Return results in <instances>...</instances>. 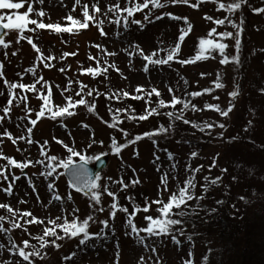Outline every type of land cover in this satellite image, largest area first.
Wrapping results in <instances>:
<instances>
[{"label": "rangeland", "instance_id": "1", "mask_svg": "<svg viewBox=\"0 0 264 264\" xmlns=\"http://www.w3.org/2000/svg\"><path fill=\"white\" fill-rule=\"evenodd\" d=\"M95 2L96 0H81V5L87 3L91 13V6ZM107 2L115 3L116 0H107ZM138 2L142 3L143 0ZM105 3L106 0H99L101 13L97 14V19L103 20L102 28L107 35H101L100 28L91 22L88 29H79L78 26L71 25L70 21H66L65 17L68 14L83 20L81 6H76L75 11H72L74 0H44L43 5L38 2L33 3L34 11L43 8L47 13L41 18L43 22L58 23L62 27L73 28L71 33H63V37L52 34L50 29L37 30L35 33L25 31L24 35L32 37L33 43L41 49L44 57L51 55L55 58L45 61L51 65L49 68H45L44 64L37 60L39 54L26 40L16 43L17 33L14 31H10L6 37L10 47L3 49L0 46V63L3 64V77H0V92H3V95H0V115H4L2 109L9 99L4 79L9 82L30 84L36 79L26 71L30 67L36 68L37 75L43 78L37 84V89L46 94L48 88L43 86L45 81L50 87L52 97L49 106L52 110L65 105L66 101L62 98L61 92L64 97L70 96L73 100H79L81 97L76 96L75 93L80 90V85L87 86L83 90L85 93L89 88L93 90V96L84 98L96 106L93 113L87 112L84 106H78L72 109L77 115L52 120L51 111L47 109L45 117L36 115L43 106V101L35 93H24L28 97L26 104L20 102L17 106V101H13L10 113L0 123V166H4L8 176L7 180H0V203L9 204L21 212L31 211L34 217L43 220L44 223L25 224L24 221L31 220L32 217H24L20 223L23 228H27V232L21 228L13 229L6 234L0 233V244L4 245V248H0V264H4L6 260H11L15 264L17 259H21L10 256L8 248L11 241L14 240L22 246L24 240H29L31 244L38 246V240L32 237L40 236L45 227H52L48 223L50 219L61 217L56 220V224H62L65 218L71 221L72 210L75 208L79 209L75 215L81 220L89 215L95 217V222H90L88 229L90 233L100 234L103 229L100 221L106 219L109 220V229H103L100 238L90 240L86 246L79 245L80 237L57 241L62 245L59 250L49 245L42 249L43 252L48 253L47 259L41 261L34 258V264H116L117 255L119 264H137L142 255L144 264H157V257L159 264H189V261L191 264H236L235 254L240 251L239 247L234 245L238 244L237 238L234 237L235 232L229 239H224L221 237V228L218 225H208L205 218L218 207L222 210L219 214L225 213L231 226L245 219L251 221L250 228H255L259 224L264 226V91H262L264 90V51H261L264 49V13L256 14L251 10L264 7V0H249L248 5L243 6L242 11L237 13V23L241 16L244 21L239 65L231 63L221 65L220 57L213 53L215 58L199 60L192 64L181 65L172 62L171 67L149 66L147 73L143 71L145 62L137 53H133V48L139 45L145 54L158 50L160 39L177 40L180 34L178 29L186 25L182 20L171 21L165 16L163 20L153 23L144 22L145 27L142 30L138 25L130 22L125 29L122 25L117 26L112 22L117 19L116 16L111 13L104 15ZM120 3L123 8L124 0H120ZM190 3H196V0H190ZM27 7L26 4L25 8L18 11L24 13ZM216 8L217 5L213 3H203L198 9L182 4L169 5L164 9L156 10L153 19L155 15L162 13L187 17L193 28L181 44L179 59H193L197 55L199 38H207L208 31L217 27L211 21L205 20L204 16H212L215 19L225 15L223 10L216 11ZM3 11L5 14H10L8 10ZM143 15V12H138L134 18L143 22ZM30 18L36 17L33 14ZM34 27L29 25V28ZM217 31L223 32L225 28L217 27ZM227 31L234 30L228 27ZM224 42L230 45L226 50L227 54L234 55V42L232 40ZM97 45L100 47H96ZM13 51H17V55H12ZM65 53L69 55H64ZM73 53L75 55H72ZM101 59L108 60L115 87L129 93L131 98L138 96V92L135 91L137 87H142L146 91L155 88L164 95L166 103L171 101L173 95L178 97L180 94L183 96L182 100H187L197 108L203 109L205 104H219L221 108H227L231 102L228 94L237 86L240 95L232 102L234 108L228 118H222L213 110L194 112L187 109L184 112L183 118L193 123H225L227 127L224 130L215 127L201 132L199 128L183 124L177 126V130L174 131L169 129L166 118L153 116L138 122L137 119H130L131 122L128 119L123 121V116H118L123 123H119L118 128H111L108 125L112 123V117L117 116V111L115 109L114 112L109 111L110 107L104 94L106 82L99 75L93 76L87 72L88 69L98 68ZM217 75L221 77L220 82L226 85L223 89L214 87ZM169 87L173 89L172 93L169 92ZM66 88L68 90L64 91ZM205 89L212 91L200 97L188 95ZM14 91L21 92L20 89ZM216 96L219 97L218 100L214 99ZM179 108L182 109L181 105ZM145 109L146 106H143L141 111L144 113ZM32 119H36L37 124L30 137L33 142L27 143L29 138L27 128L32 127L30 124ZM61 124L66 127H62ZM161 126L168 131L159 134L157 142H154L153 138H148L121 148L119 153L112 149L113 138L117 145H123L143 131L159 132ZM119 129L129 133V136L125 137ZM6 132L14 139L21 136L25 139H17L14 144L4 135ZM189 132L191 139L186 138ZM65 144L90 157L108 156V165L99 175L101 179L98 181L101 185V205H94L89 196L74 191L64 174L59 175L57 179L41 175L42 172L47 171L48 163L46 157L41 154V149L49 156L56 155L59 159H67L69 154L64 147ZM193 152L197 153L195 158L191 156ZM169 153L173 155V160H169ZM4 157L13 158L17 162L31 163L22 172L15 166H8ZM74 159L76 163L80 162L78 157ZM37 160L44 163L36 164ZM95 161L92 160L90 163L94 164ZM214 163L215 166L209 172V166ZM172 164L176 165L175 169L172 168ZM201 165L203 166L201 172L196 174V195L201 194L200 185L204 176L220 177L221 183L210 187L207 198L199 202L202 206L199 217L185 218V235L178 237L181 240L180 246L174 244L170 238H145L144 245L156 247L154 254L141 244L140 238L131 233L126 223L127 214L117 212L114 221L109 219V205L112 198L103 193L104 187L117 194L119 205L127 207L129 214L133 213L137 206L143 208L146 202L151 205L148 213L136 212L133 218L138 228L146 227L147 221L144 216L158 215L155 211L158 205L151 202L156 199L167 202L170 194L190 175L186 166L196 168ZM224 169H227V172H224ZM63 172L62 168H57V173ZM165 173L168 174L169 189L166 192L162 191L161 185V177ZM13 175L19 176L20 179L14 181L13 194L7 196L2 189L8 187ZM233 177L236 179L233 180ZM135 179L140 183L131 184L130 182ZM118 180H123L130 186L126 190H121L122 185L116 182ZM49 183L54 184V192L48 190ZM54 194H59L62 201H55ZM67 195L72 196L71 201L67 200ZM127 197L132 198L131 202ZM241 197L245 199L242 200ZM20 200L26 203H18ZM192 203L195 205L196 201ZM100 206L105 209L102 213L95 211ZM0 215L6 217L4 228H10L11 214L0 209ZM243 235L245 236V233ZM188 236L192 237L191 241L187 239ZM140 237H146V233H141ZM234 250H236L235 254ZM72 253L76 254L75 257L70 260L63 259Z\"/></svg>", "mask_w": 264, "mask_h": 264}, {"label": "snow or ice", "instance_id": "2", "mask_svg": "<svg viewBox=\"0 0 264 264\" xmlns=\"http://www.w3.org/2000/svg\"><path fill=\"white\" fill-rule=\"evenodd\" d=\"M38 2L39 4L43 5L44 0H0V46L3 49H8L10 47V43L6 42V37L10 31H14L17 33L16 43H19L20 40H26L29 45L38 53L37 60L44 64L45 68L51 67V65L45 61H50L55 59L53 56L49 55L48 57H44L41 49L33 43V39L31 36H25V31H30L35 33L37 30L43 29H50L54 30L56 33H71L73 31L72 27H62L58 23H45L43 22V17L46 16V12L43 8L39 10H35L33 8V3ZM203 3H213L217 5L216 11L223 10L225 15L220 18H213L212 16L205 15L204 19L211 21L217 27H224L225 31L218 32L217 27H213L207 33V38H199L198 40V50L197 55L193 59H177L180 51H181V44L184 42L185 38L191 33L193 25L189 23L187 17H180L178 15H173L171 13H162L160 15H155L153 19V13L156 10L164 9L169 5H188L189 7L198 9L201 4ZM249 0H227V2H221V0H196V3H190V0H143L142 3L138 2V0H124V7H121L120 0H116L115 3L107 2L105 3V12L104 15H108L109 13L113 14L117 17L114 21H112L115 25L120 26L122 25L125 29L128 28L129 22L132 24H136L142 30L145 27V23H153L154 21L163 20L165 16H168L171 21H183L186 27H180L178 29L179 35L177 38V43L174 47L170 49H161V50H154L148 54H145L143 49L140 48L139 45H136L133 48V53H137L142 61H144L143 71L145 73L149 72V66H168L171 67L172 62L179 63L181 65H187L195 63L196 61L208 59V58H215L213 53L218 54L220 57V64L221 65H228V64H235L239 65L241 63L240 55H241V36L243 33V18L242 16L239 18V23H237V13L241 12L243 6L248 5ZM28 5L26 11L24 13H20L18 10L25 8V5ZM76 6H81V14L83 20L74 18L71 14H68L65 19L66 21H70L71 25L78 26L79 29H88L90 22L93 23L95 26H98L101 30V35H107L103 31V20L97 19V14L101 13V8L99 7V0H96L95 3L92 4V11L90 13L89 6L87 3L81 5V0H74V6L72 11H75ZM3 10H8L10 14H5ZM144 10H147L146 12ZM254 13L260 14L264 13V7L260 8H252L251 9ZM138 12H143V22L141 20L135 19L134 16ZM35 15L36 18H30L32 15ZM29 25L35 26L34 28H29ZM230 27L234 31H227V28ZM9 30V31H6ZM232 40L233 48H234V55L227 54L226 50L230 47V45L224 41ZM96 47H100L97 45ZM166 52V55L161 56L160 52ZM264 51V49H261ZM7 55V53H5ZM12 55H17V51H13ZM64 55H69L65 53ZM72 55H75L73 53ZM108 55H115V53H108ZM90 59H95L90 57ZM99 63V62H97ZM3 64L0 63V77H3L2 72ZM28 73H31L33 77H35V81L30 84H24L19 82H9L7 79H4V83L9 92V99L5 107H3L2 112L4 115H0V123L4 121V119L8 116L11 111V106L13 101H17V106H19L20 102L27 103L28 97L24 95V93L32 92L37 95V97L43 101V106L36 112L38 117H45L46 109L51 111L50 119L56 120L59 118H66L72 117L77 115L75 109L78 106H84L86 111L89 113H93L95 110V104L87 101L84 97L93 96V90L91 88L85 93L83 90L87 87L86 85H80V90L75 93L76 96H80L79 100H73L72 97H64L63 92H61V96L65 99L66 103L64 106H58L57 110H52L49 106V101L52 97V92L50 87H48L47 82L43 83V86L48 88L47 93L40 92L37 89V84L40 83L43 78L37 75L36 68L30 67L26 70ZM60 71H64V69H60ZM88 74L90 75H105L107 73V69H99V68H91L87 70ZM202 76L204 74H201ZM23 79V76H21ZM220 75H217V79L214 83L215 89H223L226 85L221 83ZM185 83L187 81L185 80ZM20 89V93H16L14 90ZM66 88L64 91H67ZM136 92H143L144 89L142 87H137L135 89ZM211 89H205L202 92H192L188 95L192 97H200L206 93H210ZM264 91V90H262ZM169 92L172 93L173 89L169 87ZM155 94L157 97L161 96L159 90L153 88L151 92L146 93V95L151 96ZM0 95H3V92H0ZM124 96H129V93L124 92ZM230 103L227 108H221L219 104L212 105V104H205L203 109L197 108L194 104H191L187 100H182L181 98L173 95L170 102L166 103L163 99L158 100V107L165 108L171 107L173 109L176 108L177 105H181L182 109H190L192 111H203V110H213L218 113L222 118H228L230 113L233 111L234 102L240 95L239 86H237L232 92L229 94ZM133 99H143L142 96H133ZM214 99L218 100L219 97L216 96ZM111 111V108H109ZM159 115L157 108H149L146 107L145 114L139 115L138 117H129L130 119H138L139 121L148 120L152 115ZM170 119L174 118L175 120H182L184 124H190L193 128H199L201 132L205 130H211L215 127H219V129L224 130L226 129L227 125L225 123L213 124V123H203L197 124L193 123L188 119L183 118V112L174 113L172 111H168L164 113ZM120 121L118 116L112 117V123L108 126L111 128H118ZM251 123V122H250ZM30 124L32 127L27 128V132L29 134V138L27 143H32L31 140V133L33 131L34 126L37 124L36 119L30 120ZM19 127V125H17ZM62 127H66L65 125L61 124ZM82 127H88L87 125H81ZM123 132L125 137L129 136V133L124 131L123 129H119ZM248 129L246 128L245 131ZM168 129L164 127L159 128V132H148L142 135H137L133 139L127 141L123 145H117L115 138L112 139V149L114 152L119 153L121 148H126L129 144H134L141 139L144 138H151L154 135H159L161 133H166ZM9 139L15 144L17 139L23 140L25 139L23 136L19 138H13L10 133H5ZM223 133H221V136ZM235 140V138H233ZM95 142V141H93ZM47 142H45L46 144ZM60 143H63L60 141ZM102 143V142H101ZM69 154L67 159H59L56 155H48L47 153L43 152L41 149V154L46 157L48 163L46 164L47 171L42 172L41 175L45 177H52L53 179H57L59 175H63L64 173H68L72 176V180L70 186L75 189L76 192H82L84 195L89 196L94 205H101V185L98 181L101 179L99 175L93 176L88 168L86 167L92 160H99L101 159L100 156L90 157L85 154H82L80 151L75 150L73 147L68 146L67 144L64 145ZM91 147V144L89 145ZM169 160H173L174 157L171 153L168 154ZM191 156L195 158L197 153H191ZM79 158L80 163L77 164L74 158ZM7 161L8 166H15V168L20 169L23 172V169L29 167V161L25 162H17L13 158L4 157ZM158 159V157H157ZM52 162H56L55 164ZM36 164L44 163L43 161L37 160L35 161ZM215 166V163L209 166V172H211L212 167ZM176 165L172 164V168L175 169ZM202 165L196 168H189L186 166V170L190 173L188 177L185 178L183 182V186H178L177 190L172 192L169 196L167 202H164L162 199L153 200L151 203L158 205L155 211L158 213L156 217L152 215L144 216V219L147 221L146 227L138 228L137 225L133 222V218L136 212L143 211L144 213H148L151 210V205L147 202L143 208L137 206L133 213H128V208L124 206H120L117 199V194L109 191L107 187L103 188V193H106L107 196L112 198V202L109 205L110 212H109V219L115 220L117 216V212H122L127 214L126 223L131 229V233H134L137 238L141 239V244L147 249L150 250L152 253H156V247L154 245H144L145 238H170L171 241L176 244L177 246L181 245V240L178 237H182L185 235L184 224L186 223L185 218L190 215H198L200 208V201H203L207 198V192L210 190V187L217 186L221 183L220 177L210 178L209 176L203 177V183L200 185L201 187V194L196 195L195 189L197 187V180L196 174L201 172ZM57 168H62L64 170L63 173H57ZM227 172V169L223 170ZM8 176L5 172L4 166H0V180H7ZM20 179L19 176L13 175L12 181L9 182L8 187L2 189L7 196H11L12 188L14 185V181ZM176 179V177H173ZM236 177H233L235 180ZM117 183L122 185L121 190H126L130 185L125 184L123 180L116 181ZM131 184H138L140 181L138 179L132 180ZM161 185L162 191H169L168 189V174L165 173L161 177ZM34 187V185H33ZM47 188L50 192H54L55 186L53 183H49ZM35 190V189H34ZM160 194V189L158 188V196ZM53 199L57 202L62 201V197L59 194H54ZM131 202L132 198L127 197ZM244 200V197H241ZM39 200V197H38ZM67 200L71 201L72 196L67 195ZM193 201H196V204L193 205ZM18 203H26V201L20 200ZM217 203H223L222 201H217ZM162 205V206H161ZM92 207V205H90ZM0 209L5 210L7 213L11 214L10 220V228L5 229L4 223L6 217L4 215H0V233H8L13 229H21L23 225L20 223V220H23L24 217H32L31 220H25V224H43L44 221L41 219H37L33 216L31 211H19L18 209H14L9 204L0 203ZM105 209L103 206L97 207L95 211L103 212ZM63 211V209H62ZM79 209L75 208L72 210L73 219L69 221L67 218L64 219L62 224H56V220L61 219V217H56L55 219H50L48 223L52 225V227H45L43 231V236L32 237L33 239H37L39 241V245H33L30 243L29 240H24L22 242V246L18 245L14 240L9 244V254L10 256H15L21 259H17L15 264H34V258H38L39 260L43 261L47 259L48 253L43 252L42 249L47 248L51 245L54 249L59 250L62 246L61 244L57 243V241H62L65 239H74L80 237L79 245L86 246L90 240L98 239L103 234V229H109V220H102L100 223L103 225V229L100 234H92L88 231L90 222H95V217L93 215H89L81 220L75 214L78 213ZM215 211V209H213ZM25 232H27V228H23ZM63 234H59V233ZM146 233V237L141 238L140 234ZM31 237V233H29ZM47 237H51V240L46 239ZM187 239L191 241L192 237L188 236ZM0 248H4L3 244H0ZM31 249V250H28ZM75 253H72L70 256L63 257L64 260H70L75 257ZM192 254H190L191 256ZM205 259V258H202ZM4 264H13L11 260L4 261ZM116 264H119V257L117 255ZM137 264H144V257L143 255L139 258ZM157 264H159V258L157 257ZM191 264V261H189Z\"/></svg>", "mask_w": 264, "mask_h": 264}, {"label": "trees", "instance_id": "3", "mask_svg": "<svg viewBox=\"0 0 264 264\" xmlns=\"http://www.w3.org/2000/svg\"><path fill=\"white\" fill-rule=\"evenodd\" d=\"M51 32L54 35H59L60 37H63V33H56L54 30H51ZM176 43H177V40L173 38L168 39V40L160 39L158 50L170 49L171 47H174ZM160 55L164 56L166 55V52L161 51ZM177 59H179V55ZM98 68L101 70L107 69V73L105 75H99V74L98 75L100 76L102 80L106 82V85L104 88V94L107 99L109 107L112 108L111 112H114V109H115L117 111L116 112L117 116L119 117L123 116L124 118L123 121L125 119H128L131 122L129 117H138L139 115L143 113V111H141V108L143 106H146L149 108H157L160 114L159 115L154 114L152 116L155 118H166L169 122V124L167 125L170 130L176 131L177 126L184 124L182 123V120H175L174 118L170 119L164 113L168 111L179 113L182 111L184 115V112H186L187 109L179 108L180 105H177L175 109L171 107L159 108L158 100L163 99L165 101V97L162 93L160 97H157L154 93L151 96H148L146 95V93L151 92V91L144 90L143 92L138 93V96H142L143 99H133L130 97V95L126 97L123 95L125 91L123 89L116 88L115 85L113 84V75H112L111 67H110L108 60L101 59V62ZM183 92L184 91H182V93ZM178 97L181 99L183 98V96L180 94H178ZM143 114H145V112ZM138 121L139 120L137 119V122ZM148 132H158V131H143L139 135H142ZM189 135L186 136V138L191 139V133ZM158 136L159 135H154L151 138H153L154 142H157L159 140ZM186 138L182 137L183 140H186ZM147 139L148 138L146 137L144 139H141L140 141L147 140ZM179 186H183V183L180 184ZM221 211H222L221 209L216 207L215 211L212 212L211 215L206 217L205 219L208 225L209 224L218 225L221 228V237L224 239H229L230 235L235 232L234 237L237 238L236 240L238 241V244L235 243L234 245L235 247L238 246L239 251H240L238 254H235L236 250L233 251L234 254L236 255V264H264V226L259 224L255 228H250V226L252 225H251V221H249L248 219L241 220V222H238L239 224H237L236 222L234 226H231L230 222H228V218L226 214L225 213L219 214V212ZM189 217L197 218L199 217V213L198 215H190ZM243 233H245V236L243 235ZM40 236H43V233ZM46 239L51 240L52 238L47 237ZM220 255L222 256V254Z\"/></svg>", "mask_w": 264, "mask_h": 264}, {"label": "water", "instance_id": "4", "mask_svg": "<svg viewBox=\"0 0 264 264\" xmlns=\"http://www.w3.org/2000/svg\"><path fill=\"white\" fill-rule=\"evenodd\" d=\"M101 159L99 160H96L94 162V164H91L89 163L86 167L88 168L89 172L93 175V176H96V175H100L107 167L108 165V161H109V158L108 156L106 155H101L100 156ZM80 162H77V164H79ZM67 181H68V184L70 186V183H71V180H72V176L68 173H64ZM71 187V186H70ZM74 191L75 189L73 187H71ZM82 193V192H81ZM84 194V193H83Z\"/></svg>", "mask_w": 264, "mask_h": 264}]
</instances>
